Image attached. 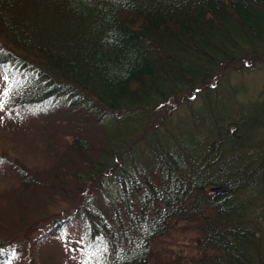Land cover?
<instances>
[{"label":"trees","instance_id":"1","mask_svg":"<svg viewBox=\"0 0 264 264\" xmlns=\"http://www.w3.org/2000/svg\"><path fill=\"white\" fill-rule=\"evenodd\" d=\"M263 67L264 0H0V88L67 115L77 193L23 233L81 221L77 264H264Z\"/></svg>","mask_w":264,"mask_h":264},{"label":"rangeland","instance_id":"2","mask_svg":"<svg viewBox=\"0 0 264 264\" xmlns=\"http://www.w3.org/2000/svg\"><path fill=\"white\" fill-rule=\"evenodd\" d=\"M247 78L258 87L264 82V67L255 77L249 74ZM0 104V144L9 142L13 148L4 159L0 156V241L9 244L6 249L14 260L10 264H31L32 257L33 264H77L82 256L81 221L37 245L34 241L38 232L29 236L23 233L50 212L72 209L77 200L76 184L67 177L64 158L60 157L66 147L56 144L58 135L69 132L67 115L55 111L37 118L18 116L14 112L21 111L10 105L1 88ZM88 129L93 137L101 139L99 129L92 125ZM20 169L25 177L20 176Z\"/></svg>","mask_w":264,"mask_h":264},{"label":"water","instance_id":"3","mask_svg":"<svg viewBox=\"0 0 264 264\" xmlns=\"http://www.w3.org/2000/svg\"><path fill=\"white\" fill-rule=\"evenodd\" d=\"M211 190L216 193H224L227 191L224 186H214Z\"/></svg>","mask_w":264,"mask_h":264},{"label":"snow or ice","instance_id":"4","mask_svg":"<svg viewBox=\"0 0 264 264\" xmlns=\"http://www.w3.org/2000/svg\"><path fill=\"white\" fill-rule=\"evenodd\" d=\"M2 107H3V105L0 104V108H2ZM0 163H2V161H0ZM85 264H87V261H85Z\"/></svg>","mask_w":264,"mask_h":264}]
</instances>
